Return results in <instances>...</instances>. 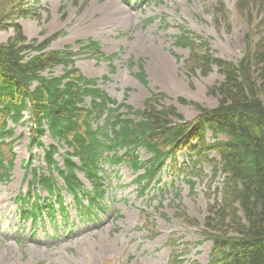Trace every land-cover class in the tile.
<instances>
[{
  "label": "rangeland",
  "instance_id": "rangeland-1",
  "mask_svg": "<svg viewBox=\"0 0 264 264\" xmlns=\"http://www.w3.org/2000/svg\"><path fill=\"white\" fill-rule=\"evenodd\" d=\"M39 1L0 0V24L11 22L21 8L33 7L40 12V19L18 20L28 39L43 41L64 32L51 49L72 46L75 52L81 46L78 41L99 43L106 56H116L111 61H97L87 54L78 55L75 65L84 76L98 79L99 88L118 103L126 99V104L135 110L141 109L152 93L166 94L165 102L176 106L186 120L193 119L197 112L192 105H182L179 98L213 108L218 97L211 95L210 90L223 77L216 67L204 76L189 63L190 52L176 44L177 36L189 31L207 41L217 57L238 62L264 35L262 11L253 0ZM13 34L12 28L0 31V43ZM161 58L167 67L159 72L155 66ZM139 59L143 61L148 86L138 78ZM62 73L63 68L58 67L51 74ZM24 121L17 126L8 123L15 134L6 142L14 140V146L0 145L6 158L15 156L9 179H0V264H172L175 254L181 256L183 264H210L212 244L205 237L217 231H212L218 226L211 225L215 216L210 215V210L222 200L224 183L222 175L214 178L215 154L205 152L201 164L195 162L194 171L199 177L193 179L194 191L186 182L189 165L184 162L192 157L197 160L203 153L182 151L175 157L177 168L168 159L150 185L145 180V186L137 179L144 171L134 172L125 163L104 164L109 176L103 181L107 188L103 209L83 219L78 218L75 200L65 190L63 181L52 171L58 178L67 220L60 211L62 207L55 203V219L44 215L34 225L21 220L20 200L32 182V170L50 172L44 147L55 142L46 136L40 139L43 147L31 146L32 123L28 122V115ZM68 151L61 148L55 156L62 168ZM138 154L143 162L150 158L143 150ZM181 167L185 169L183 173L178 171ZM77 176L85 191H92L93 186L84 176ZM34 194L42 200L50 198L37 186L31 200Z\"/></svg>",
  "mask_w": 264,
  "mask_h": 264
},
{
  "label": "trees",
  "instance_id": "trees-1",
  "mask_svg": "<svg viewBox=\"0 0 264 264\" xmlns=\"http://www.w3.org/2000/svg\"><path fill=\"white\" fill-rule=\"evenodd\" d=\"M253 2L264 19V0ZM17 15L11 22L0 24V31L12 28L14 32L0 43V145L14 146V140L6 142L15 134L8 123L25 124V115L32 123L31 146L43 147L40 139L46 136L55 142L44 147L50 172L40 173L37 168L31 172L32 182L20 200L22 218L36 223L46 214L54 219L55 203L67 215L58 178L52 171L57 172L75 200L79 216H92L103 209V181L109 176L104 164L125 163L134 172L144 171L137 179L145 186V180L150 185L168 159L177 168L175 157L182 151L203 153L197 160L192 157L184 162L189 165L186 182L194 191L193 179L199 177L195 162L201 164L206 152L215 154L214 178L224 177L222 200L210 210L215 216L211 225L218 226L212 231H217L205 237L212 244L210 264H264V35L238 62L217 57L207 41L189 31L177 36L176 44L190 52L189 63L204 76L216 67L223 77L210 90L218 97L213 108L179 98L182 105H192L197 112L193 119L186 120L176 106L165 102L168 96L163 93H152L137 110L126 104V99L118 103L99 88L98 79L84 76L75 65V58L81 54L97 61H111L116 54L106 56L99 43L91 40L78 41L81 46L76 52L72 46L53 50L51 44L64 32L43 41L30 40L18 20H38L40 12L28 7L21 8ZM138 66V78L148 86L142 59ZM58 67L63 68L62 75H52ZM103 80L107 82L108 78ZM61 148L70 151L63 168L55 161ZM140 150L150 155L147 161L140 159ZM14 162L15 156L6 158L0 148L1 180L9 179ZM178 171L183 173L185 169ZM77 173L93 186L92 191H85ZM36 186L50 198L42 200L34 194L31 200ZM183 261L175 254L172 264Z\"/></svg>",
  "mask_w": 264,
  "mask_h": 264
},
{
  "label": "bare ground",
  "instance_id": "bare-ground-1",
  "mask_svg": "<svg viewBox=\"0 0 264 264\" xmlns=\"http://www.w3.org/2000/svg\"><path fill=\"white\" fill-rule=\"evenodd\" d=\"M165 67H167V64L165 62V60H163L162 58L160 59L159 62H157L155 68L156 70H158L159 72L164 71Z\"/></svg>",
  "mask_w": 264,
  "mask_h": 264
}]
</instances>
